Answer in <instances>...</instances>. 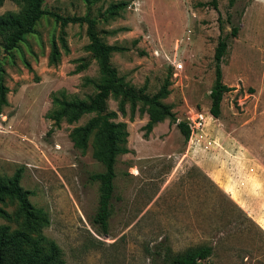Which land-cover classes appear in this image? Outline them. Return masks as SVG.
I'll use <instances>...</instances> for the list:
<instances>
[{"label":"rangeland","instance_id":"374dc122","mask_svg":"<svg viewBox=\"0 0 264 264\" xmlns=\"http://www.w3.org/2000/svg\"><path fill=\"white\" fill-rule=\"evenodd\" d=\"M90 1L44 0V8L62 17L96 18L102 40L122 48L111 55L118 76L150 96L165 86L159 101L173 118L145 135L143 103L125 104L122 115L117 100H107L114 121L126 124L128 151L116 158L108 231L100 232L92 222L98 182L90 176L103 164L93 156V135L85 152L70 137L94 114L73 123L62 119L58 127L49 118L53 98L88 99L96 92L98 64L85 49V22L68 23L61 34L60 22L47 14L18 49L6 53L0 33L8 100L0 110V175L20 171L31 204L47 215L43 233L67 264H172L167 252L198 244L212 247L203 264H264V0H216V6L213 0H129L113 17L108 6L121 0ZM20 10L13 0L0 3V15ZM219 39L227 42L222 81L232 89L215 117L209 93ZM52 41L59 50L55 63ZM197 109L207 127L185 140L176 123ZM227 154L230 177H262L253 193L259 207L244 208L216 178ZM0 207L11 215L0 217V225L17 227L16 202L6 199Z\"/></svg>","mask_w":264,"mask_h":264},{"label":"trees","instance_id":"16d2710c","mask_svg":"<svg viewBox=\"0 0 264 264\" xmlns=\"http://www.w3.org/2000/svg\"><path fill=\"white\" fill-rule=\"evenodd\" d=\"M3 0H0L2 3ZM21 5L19 12L8 11L0 15V33L3 35V50L8 53L18 49L19 44L25 41L27 34L34 33L38 21L45 15L51 14L60 22L61 34L68 23L87 24L86 33L89 42L85 49L98 64L100 79L95 84L96 92L88 99L53 98L55 109L50 113L53 125L58 127L62 119L73 123L85 113L94 115L80 126H76L70 133L74 147L85 152L91 135H93V156L103 164V170L93 173L90 177L98 182V206L92 222L100 232L107 233L108 218L111 213V199L114 192V178L116 176L115 163L119 154L128 151L126 143V124L114 121L117 113L108 108L107 100L113 97L117 100L118 111L125 114V104L135 105L143 103L147 108L149 120L144 126L145 135L154 124L165 117L173 118L170 109L159 101L166 94L165 86L156 95H148L142 89L125 82L118 76L117 69L111 63V55L122 48L115 44H108L102 40L97 31V20L89 16H66L51 13L44 8V0H13ZM98 0H91L90 3ZM236 0H229L232 5ZM129 0L111 3L107 9L108 17H113L124 9ZM216 6V0H213ZM232 33H236L234 27ZM63 46L66 47L63 36ZM50 62L55 63L59 58V50L52 41ZM227 48L225 39H219L214 53L215 79L210 89V112L213 116L220 115V103L223 94L232 88L222 81L220 68L221 58ZM2 68H0V110L8 104L6 98L7 87L2 81ZM167 84V82H166ZM53 126V127H54ZM177 128L185 140L189 138V129L185 120L176 123ZM6 199L17 204L14 220L17 227L0 225V264H67L62 258L59 246L54 240L48 238L43 229L49 221L46 213L34 207L29 200V191L20 186V171L12 176L0 175V203ZM0 217L11 219V215L0 207ZM212 254V247L208 244H198L187 247L171 254L167 252L172 264H203Z\"/></svg>","mask_w":264,"mask_h":264},{"label":"crops","instance_id":"0c3cea01","mask_svg":"<svg viewBox=\"0 0 264 264\" xmlns=\"http://www.w3.org/2000/svg\"><path fill=\"white\" fill-rule=\"evenodd\" d=\"M227 161L226 163L218 162L219 167L214 170L216 178L221 182L222 185L226 188V191L230 192L231 195H236L237 200L240 202V205L244 206L246 209H253L255 207H259L261 205V201L257 199L253 193H256V187L259 182H262V177L252 178L244 180V185H239V180L235 179L234 176L230 177V168L233 167L231 162V157L225 155L224 156ZM233 161V160H232ZM238 165H236L237 167ZM230 173V174H229ZM264 188V183L261 186V190ZM263 194V192H262ZM258 216V214L256 213ZM259 221V220H258Z\"/></svg>","mask_w":264,"mask_h":264},{"label":"built area","instance_id":"2783aa9c","mask_svg":"<svg viewBox=\"0 0 264 264\" xmlns=\"http://www.w3.org/2000/svg\"><path fill=\"white\" fill-rule=\"evenodd\" d=\"M181 68H182V63L181 62L177 63L176 64V69H181ZM185 121H186V124H187L188 129H189V138H188V140L193 138V137H195V136L197 138V136H199L200 133H202L205 130V128L207 127V123H208L205 113L203 111H201V110H198V109L197 110H193L192 115L186 117ZM227 156H230V155L227 154ZM234 157L238 158L239 156L238 155H235V156L233 155V158ZM235 179L240 181L239 185H241V186L244 185V180H246L244 178V176L239 175V174L236 175Z\"/></svg>","mask_w":264,"mask_h":264}]
</instances>
